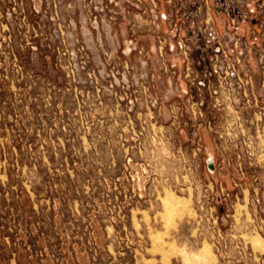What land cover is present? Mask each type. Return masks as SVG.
<instances>
[{
  "label": "rangeland",
  "instance_id": "1",
  "mask_svg": "<svg viewBox=\"0 0 264 264\" xmlns=\"http://www.w3.org/2000/svg\"><path fill=\"white\" fill-rule=\"evenodd\" d=\"M252 3L0 0V264H264Z\"/></svg>",
  "mask_w": 264,
  "mask_h": 264
},
{
  "label": "built area",
  "instance_id": "2",
  "mask_svg": "<svg viewBox=\"0 0 264 264\" xmlns=\"http://www.w3.org/2000/svg\"><path fill=\"white\" fill-rule=\"evenodd\" d=\"M242 4H244L245 0H240ZM202 2V0H201ZM207 2L210 4H214V3H220L222 5H226V4H230V2H233V3H236L239 5V0H207ZM252 4H253V7L250 8L249 10H246V9H240L239 10V6L237 8L236 11L233 10V16H231V20H232V23L234 24H237L239 22V17L241 19H249L250 22H252L253 24H255V26L257 24H259V28L261 29L262 31V36H264V0H252ZM236 12V13H234ZM236 18H238L236 20ZM258 26V25H257ZM252 32L255 34H259V31L257 30V28H254L252 29ZM216 35H217V32H216V29L212 31V34H211V37L212 38H216ZM210 37V39H211ZM213 40H211L212 42ZM219 47H215L213 49H209V54H207V57H209V66H214V68L216 69L218 67V64L213 62V60H217L220 56V53H221V56L225 57V58H228L230 59L231 58V55L233 54L232 50L231 49H222L220 52L218 51ZM211 53H214V55H211ZM234 61H237L239 62V52L235 51L234 52ZM232 59V58H231ZM213 62V63H212ZM221 66V65H219Z\"/></svg>",
  "mask_w": 264,
  "mask_h": 264
}]
</instances>
